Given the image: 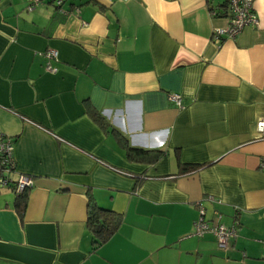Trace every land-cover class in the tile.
<instances>
[{
	"label": "crops",
	"instance_id": "1",
	"mask_svg": "<svg viewBox=\"0 0 264 264\" xmlns=\"http://www.w3.org/2000/svg\"><path fill=\"white\" fill-rule=\"evenodd\" d=\"M223 4L0 0V135L16 163L0 264H264V0L257 26L217 43ZM18 174L34 183L22 214ZM92 204L122 219L96 248ZM200 209L238 225L227 249L193 234Z\"/></svg>",
	"mask_w": 264,
	"mask_h": 264
},
{
	"label": "built area",
	"instance_id": "2",
	"mask_svg": "<svg viewBox=\"0 0 264 264\" xmlns=\"http://www.w3.org/2000/svg\"><path fill=\"white\" fill-rule=\"evenodd\" d=\"M28 8L27 10H32L36 5L41 3L42 0H27ZM56 5L60 6L63 0H55ZM224 3L228 9V26L224 29H215L212 33V40L220 43L223 39H235L241 31L247 27L257 26L258 22L253 11V0H224ZM216 13L211 11V16H215ZM46 59H56L57 52L54 50H48L43 55ZM46 70L48 72H53L54 70L47 66ZM170 101L176 104L177 107L182 109L181 97L179 95H170ZM255 129L257 132V138L264 139V117L257 120ZM0 154L3 155V161L7 165L4 170V175L0 176V188L7 187L9 179L7 178L10 174V169L16 168V163L13 157V145L12 140L5 138L0 135ZM259 171L264 174V158L261 159L259 163ZM34 186L33 179L30 176L23 174H18L15 181V193L20 194L25 190H30ZM200 217L198 221L194 224V235L197 237H202L205 234H212L217 242L220 249H227L229 241L236 237L237 224L234 223L231 227H225L220 223H215L214 225H209L207 222L203 221L204 211L200 209Z\"/></svg>",
	"mask_w": 264,
	"mask_h": 264
},
{
	"label": "trees",
	"instance_id": "3",
	"mask_svg": "<svg viewBox=\"0 0 264 264\" xmlns=\"http://www.w3.org/2000/svg\"><path fill=\"white\" fill-rule=\"evenodd\" d=\"M225 7L227 9L226 4L224 3L222 8ZM211 11H213L211 9ZM120 135H117V138L119 139V142L127 148L128 150V154L127 156L129 158L137 157V156H143L145 158V154L143 155L142 153L144 151L141 150H136V149H132L130 147H128L127 142L123 139H121L119 137ZM146 153V152H145ZM147 156V154H146ZM159 156V154L157 153L156 156L155 154L152 156L151 161H155L157 159V157ZM5 168H7V165L4 163L3 161V155L0 154V176L4 175V170ZM195 168V167H193ZM192 167H188L185 168L183 170V172L185 171H191V169H193ZM16 170L15 169H10V173H14ZM9 179V181L13 182V180L10 179L9 175L7 177ZM10 185V183H9ZM8 185V186H9ZM15 190V187H14ZM27 191L25 190L24 192L17 194L16 193V200H15V209L22 214L25 206H26V202H27ZM121 216L110 211V210H105L102 209L100 207H98L96 204H92L89 205V211L87 214V228L91 234L92 237V246L94 248L100 246L101 244H103L104 242H106L119 228V226L121 225Z\"/></svg>",
	"mask_w": 264,
	"mask_h": 264
}]
</instances>
